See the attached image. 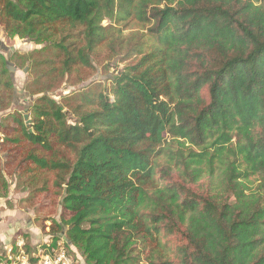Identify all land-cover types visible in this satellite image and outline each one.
I'll list each match as a JSON object with an SVG mask.
<instances>
[{
  "label": "trees",
  "instance_id": "16d2710c",
  "mask_svg": "<svg viewBox=\"0 0 264 264\" xmlns=\"http://www.w3.org/2000/svg\"><path fill=\"white\" fill-rule=\"evenodd\" d=\"M133 20L109 87L13 117L32 145L18 173L62 193L51 238L88 264H264V0H0L7 36L55 40L63 72Z\"/></svg>",
  "mask_w": 264,
  "mask_h": 264
},
{
  "label": "rangeland",
  "instance_id": "374dc122",
  "mask_svg": "<svg viewBox=\"0 0 264 264\" xmlns=\"http://www.w3.org/2000/svg\"><path fill=\"white\" fill-rule=\"evenodd\" d=\"M102 24L108 25L109 21L105 19ZM119 26L121 28L119 38L125 37L123 42L111 43L108 41L100 45L90 56V66L75 65L69 71L63 72L58 67L60 61L51 53V45L55 40L36 43L28 38L7 36L3 26L0 25V42L7 47L6 50H0V94L2 98L6 97L2 100L5 107L0 108V174L3 173L6 177L0 186V196L18 194L20 199L18 200L23 207L32 205L34 224L39 226L45 234H52L48 226L53 221L59 220L62 193L61 191L58 193L59 187L53 185L54 173L52 172L39 174L37 184L26 178L25 174L18 173L28 167L26 153L32 145L19 139L21 133L19 127L14 123L13 117L17 114L22 117L27 115L31 120L30 107L35 99L42 94L48 95L62 104L63 101L90 84L109 87L113 77L131 63L126 52L127 44L129 41L133 42L135 33L142 32V25L135 20ZM11 46L15 50L9 53ZM44 46L46 49L43 50ZM7 61L11 62L14 68L12 74L7 68ZM8 82H10V90V86H7ZM69 120L72 121L73 117ZM35 148L38 147L35 146ZM40 152L50 159L65 154L71 158L61 146H55L50 152ZM44 180L48 181L49 190L31 191L26 187L32 182V188H36ZM164 240H169L167 243L172 250L180 244L178 235H170ZM40 244L38 243V245ZM73 250H75L72 252L74 256L84 259L82 253L75 246H73Z\"/></svg>",
  "mask_w": 264,
  "mask_h": 264
},
{
  "label": "crops",
  "instance_id": "0c3cea01",
  "mask_svg": "<svg viewBox=\"0 0 264 264\" xmlns=\"http://www.w3.org/2000/svg\"><path fill=\"white\" fill-rule=\"evenodd\" d=\"M2 44L0 42V45ZM18 199V194L0 196V257L15 244L19 235H23L26 248L31 251L36 249L38 243L42 244L49 238V234L43 233L42 229L34 224L33 206L23 207Z\"/></svg>",
  "mask_w": 264,
  "mask_h": 264
},
{
  "label": "built area",
  "instance_id": "2783aa9c",
  "mask_svg": "<svg viewBox=\"0 0 264 264\" xmlns=\"http://www.w3.org/2000/svg\"><path fill=\"white\" fill-rule=\"evenodd\" d=\"M23 235H19L15 244L8 248L4 256L0 257V264H86L78 256L72 254L73 246L70 245L65 235L52 241L51 234L46 242L36 245L33 251L26 248ZM50 239V241H49Z\"/></svg>",
  "mask_w": 264,
  "mask_h": 264
},
{
  "label": "water",
  "instance_id": "95a60500",
  "mask_svg": "<svg viewBox=\"0 0 264 264\" xmlns=\"http://www.w3.org/2000/svg\"><path fill=\"white\" fill-rule=\"evenodd\" d=\"M6 49H7V47L5 45H3V44L0 45V50H6ZM9 50H10L9 53H11L15 50V48L13 46H11V47H9ZM6 64H7L8 70L12 74V72L14 71V68L12 67L11 62L7 61ZM23 118H24L26 124L30 123V120L28 119L27 115H24ZM65 239L70 244L69 240L66 237H65Z\"/></svg>",
  "mask_w": 264,
  "mask_h": 264
}]
</instances>
